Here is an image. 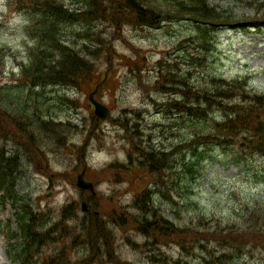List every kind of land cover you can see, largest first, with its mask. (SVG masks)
Segmentation results:
<instances>
[{
  "label": "trees",
  "instance_id": "trees-1",
  "mask_svg": "<svg viewBox=\"0 0 264 264\" xmlns=\"http://www.w3.org/2000/svg\"><path fill=\"white\" fill-rule=\"evenodd\" d=\"M16 1L18 5L10 1L14 9H26L31 16L29 29L35 45L28 48V61L20 65L21 77L12 76L16 86L0 84V192L12 204L20 230L9 232L13 240H21L14 244V260L20 264H138L120 256L122 239L148 264H187L169 256L172 246L182 257L191 256V264H234L236 260L250 264L258 249L250 248L257 240L254 238L264 241V194L261 199L247 201L235 222L199 215L182 227L175 219L179 208L185 211L191 207L195 192L191 183L195 185L202 165L213 160L216 150L224 149L246 174L255 169L251 178L262 191L264 91L251 86V75L217 77L203 64L216 54L219 29L244 26L245 22L220 11L209 0H79L85 8L81 12L70 10L65 0ZM262 10L255 16L258 21H264ZM183 21L192 25L193 32L178 40L172 56L158 62L154 82L146 83L147 88L167 95L160 110L165 121L142 127L141 111L126 108L109 118L119 128L118 141L127 139L121 145L127 153L125 160L116 158L103 171L112 183L109 195L82 192L81 199L89 205L82 216L78 215L79 200H69L57 216L51 209L34 210L28 197L17 189L26 167L36 159L51 165L49 155L57 148L78 161L70 173L74 178L88 164L84 158L88 146L96 151L106 147L103 132L95 125L103 122L93 113L82 118L83 125L78 117L56 118L44 95L57 94L55 103L62 110L82 107L74 93L86 94L97 85L103 91L113 77L112 67L101 68L118 55V38L126 41L125 34L131 29ZM134 53L136 58L129 56L135 63L131 71L143 79V66L137 59L140 53ZM4 69L0 53V79ZM194 74L200 75L202 84H191ZM179 124V131L187 130L188 125L187 138L171 144L158 142L155 131L164 137ZM82 135L84 143L77 147L75 140ZM242 142L244 149L236 150ZM107 147L113 154L115 148ZM87 171L96 184L101 181L90 166ZM136 174L141 175L140 186H133ZM130 187L132 198L127 204L116 200L117 194ZM165 205L173 217L167 215ZM262 247L264 253V243Z\"/></svg>",
  "mask_w": 264,
  "mask_h": 264
},
{
  "label": "rangeland",
  "instance_id": "rangeland-1",
  "mask_svg": "<svg viewBox=\"0 0 264 264\" xmlns=\"http://www.w3.org/2000/svg\"><path fill=\"white\" fill-rule=\"evenodd\" d=\"M10 1H13L15 5L19 4L16 0H0V53L4 56L5 61V69L0 84L13 86L15 84L12 77L13 72H15L16 78L21 77L18 76L20 65L22 62L28 61V48L34 46L35 43L26 29L31 16L28 12H25L26 9H18L17 6L14 9L13 3ZM65 1L67 7L72 10L80 12L85 10L78 0ZM209 1L212 5L217 6L220 11L224 10L240 21L247 23H245V26L221 27L217 32L216 54L214 57L209 55V58H213L210 61L206 60L203 64H208L210 70L214 71L217 77L234 78L238 75H251V86L255 90L264 91V22L255 19L261 8H263L261 12H264V4L259 6L260 2L263 3L264 0H258L257 3H249L250 0ZM192 32V25L183 21L170 24L164 23L159 28L131 29L125 34L126 41L118 38L115 43V52L118 55L112 57L110 64H105L101 68V70L106 71L108 67H112L113 77L105 83L103 91L98 90L96 93L97 98L111 108L112 117L119 116L126 108L128 111H141L142 118L139 121L142 127L154 122L162 123L165 121L160 110L163 107L161 102L166 99L167 95L165 92L147 88L146 83L148 81L154 82L155 78L153 76L156 73L158 62L160 63L165 57L172 56L171 53L175 50L178 40ZM136 50L140 53L137 59L143 66L142 72L144 73L143 79L145 82L131 71L135 63L129 59V56L136 58L134 53ZM182 66L185 67V65ZM199 78L201 79L199 74H194L191 78V84H202ZM93 89L87 91L86 94L74 93L76 97H80L83 104L82 107L76 110L68 107L62 110V107L55 103L57 94L46 93L44 98L49 99L48 106L52 107L51 112L53 115L56 114L54 115L56 118L58 116L63 118L78 117V123L83 125L82 118H89L90 113L93 112L88 104L89 101H87L88 95ZM73 92L70 91L69 93ZM152 98L159 104L154 103ZM3 102H7V99H3ZM127 115L131 116V113H127ZM95 125L99 127L101 133L103 132L102 142L106 144V147L95 151L92 149L93 146H88L85 149L84 158L88 161L91 171L96 176L99 174L97 177L101 181L96 184L97 193L107 197L112 190V183L109 182L108 177L106 178L103 175V171L112 160L116 158L120 161L125 160L127 153L121 149V145L127 139L118 141L116 130L119 129L110 121L101 124L96 123ZM180 126L182 124H179L174 131L165 134L164 137L158 134V131H155L158 142L164 140L166 144H171L176 140L187 138L189 134L188 125H185L187 130L179 131ZM172 133L176 134L173 135ZM84 140L85 135L77 138L75 140L77 147H82ZM11 145L13 143H8V146ZM107 146L115 148L112 151L113 154ZM236 146L238 151L244 149V146H240V143ZM56 151V153L49 155L51 165L36 159L35 164L32 162L29 167H26V172L18 182L17 189L21 195L28 197L34 210H38V207L51 209L57 216L62 206L69 200H79L82 203L81 194L84 191L76 186L77 175L80 171L74 178V174H70L74 171L78 161L74 157H68L65 153H61V149L56 148ZM262 161L260 166L264 164L263 159ZM140 176L137 175L136 183L133 186L141 185L139 183ZM87 177L89 180L94 178V176L88 175ZM195 181V185L191 183V189L195 190L194 199L190 201L191 207L185 209V211H180L179 208V215H176L175 218L182 227L190 225L191 220H196L199 215H212L218 219L224 218L228 222H235L239 219L243 205L247 201L252 198L261 199L263 196V190L261 191L255 185V181L251 180L250 176L241 172L239 165L225 155L224 149L221 152L214 151L213 160H207L202 165L200 175L197 176ZM132 190L133 188L130 187L127 189L128 192L117 194L116 200H121L123 204H127L132 198ZM164 209L169 217H173V213L167 205L164 206ZM14 213L13 206L8 202L4 204L3 208H0V221L4 224V227H1L0 230V264H19V262L15 263L11 259L14 254V246L12 245L14 241L10 240L9 232L20 233ZM83 213L80 209L78 215L82 216ZM8 224L9 226H5ZM222 226L227 227L228 225L222 224ZM205 227L207 228V226ZM254 239L257 240L250 248L257 247L258 249L252 253L249 263L264 264V253L260 249L263 248L264 241L257 236ZM20 241V239L17 240V243ZM121 242L122 247L118 250L120 256L138 264H148L144 260V256L133 251L122 239ZM242 243L244 245L246 241ZM168 253L174 259L182 258L183 263H193L191 256L188 259L182 257L176 246L170 247ZM234 264H244V262L238 261Z\"/></svg>",
  "mask_w": 264,
  "mask_h": 264
},
{
  "label": "water",
  "instance_id": "water-1",
  "mask_svg": "<svg viewBox=\"0 0 264 264\" xmlns=\"http://www.w3.org/2000/svg\"><path fill=\"white\" fill-rule=\"evenodd\" d=\"M89 98H90L91 104L94 105L95 107V114L98 117L105 119L110 113L109 108L94 98V92L90 95ZM77 185L81 187L82 189H89L91 191H94L93 182L85 178V170L78 176ZM85 209H86V203H84V210Z\"/></svg>",
  "mask_w": 264,
  "mask_h": 264
}]
</instances>
